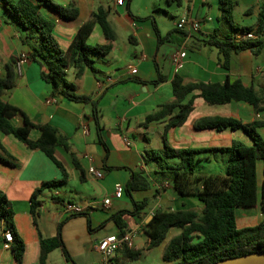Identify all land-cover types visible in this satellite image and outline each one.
<instances>
[{
	"label": "crops",
	"instance_id": "0c3cea01",
	"mask_svg": "<svg viewBox=\"0 0 264 264\" xmlns=\"http://www.w3.org/2000/svg\"><path fill=\"white\" fill-rule=\"evenodd\" d=\"M54 1L64 7L74 1L80 11L77 18L67 19L51 7L45 4L41 6L43 14L54 21L56 37L65 49L93 11L100 6L110 9L109 21L117 33V39L111 42V51L93 55L96 71L88 67L82 77L76 78L75 69L70 68L67 75L70 81L76 83L78 94L90 95L98 101L101 132L109 150L99 141L93 105L53 94L51 86L41 76L38 62L28 58L18 69L15 85L4 91L2 98L20 107L34 122L52 124L67 137L70 151L62 146L56 149V156L67 173L65 175L42 150L29 148L15 136L0 131V156L10 161L0 160V190L12 201L15 227L26 244L23 264H41V237H53L62 221L66 247L70 251L71 245L76 251L74 254L70 251L73 264H96L98 261L102 264V256L96 249L98 242L108 235L121 234L112 215L120 210L134 209V201L147 200V204L139 210L137 217L129 214L123 216L128 225L127 230L137 231L134 247L131 248L133 250L147 247L150 238L144 227L156 209L201 211L203 208L197 196L179 195L174 186L176 177L165 163L160 164L145 156L146 150L163 147L162 132L166 121H155L147 127L141 126V122L159 104L174 99V77L179 75L183 83L224 82L229 75L232 79H241L246 85L253 84L261 90L264 87V49L259 54L245 49L233 56L229 69L222 65V54L206 42L217 29L221 30L220 38L229 31L219 19V0H184L181 6L170 4L168 0H142L143 8H139L136 0H124L122 4L118 0ZM245 1L248 5L245 16L239 19L235 14V19L241 25H253L257 22L259 4L264 0ZM182 17L200 20L201 28L194 31L185 25L189 31L187 36H177L173 41L159 43L154 22L160 33L165 35L178 26ZM11 18L0 0V67L9 62L14 54L20 57L21 53L29 51V45L22 40L23 32ZM240 33L239 30L234 31L237 35ZM88 42L92 45L109 43L99 24L93 28ZM182 50L187 55L182 67L176 70L172 55ZM132 68H136L137 72L132 73ZM160 73L165 76V80L154 83L153 80ZM198 93L192 92L187 96V100L193 99L194 107L186 122L169 129L170 145L175 148H212L234 143L253 144L251 136L242 129L196 128L194 122L202 116L212 115L233 116L250 122L257 118L264 119V111L257 113L251 104L244 101L209 104ZM12 122L16 126L22 125L23 118L16 116ZM259 131L264 138V126ZM40 135V129L31 131L33 139ZM154 135L157 136V142L153 139ZM125 137L131 144L127 143ZM199 157L198 174L204 176L225 171L226 154L208 151ZM74 159L84 169L83 178ZM168 160L170 163L179 161L177 158ZM91 166L101 170L103 176L97 178L90 173ZM135 172H141L149 185L133 189L128 194L126 187ZM258 175H262L263 182V160L257 161ZM61 179L64 182L43 188L39 195L42 204L36 226L31 213L32 193L42 187L45 181ZM118 184L124 187L121 197L115 196ZM107 197L111 198L109 206L104 205ZM68 202L82 206L83 212L77 216L66 212L65 205ZM238 208V227L253 226L263 219L260 203L245 207L256 208L258 213L242 209L239 214ZM88 217L91 230L96 229L95 233L87 232L90 228ZM5 231L6 223L0 218V264H15L11 243L4 238ZM180 231V228H171L160 245L145 249L143 256L134 261L123 255L121 247L116 261L119 264H146L143 261L149 264H171L163 257L164 249L168 241ZM159 247H162L163 261H148L151 252ZM88 248L98 253V261L83 257ZM46 264H70V261L61 248H56L48 254Z\"/></svg>",
	"mask_w": 264,
	"mask_h": 264
},
{
	"label": "trees",
	"instance_id": "16d2710c",
	"mask_svg": "<svg viewBox=\"0 0 264 264\" xmlns=\"http://www.w3.org/2000/svg\"><path fill=\"white\" fill-rule=\"evenodd\" d=\"M170 4L181 6L184 0H168ZM4 8L12 17L21 31L22 40L29 45L28 58L38 62L41 67V76L48 83L53 94L70 100L91 103L98 128L99 141L106 147L102 136L100 124V110L98 101L90 95L78 94L76 83L67 77L70 68L75 69V77H82L86 68L96 71L94 66V54H107L112 49V41L117 39V33L109 21L110 9L100 6L93 11L89 18L81 25L72 39L68 48H63L55 34V23L46 17L41 11L42 4L56 10L67 19H75L79 15V8L72 1L64 7L54 0H2ZM238 0H219L221 11L220 21L229 29L220 38V29L215 30L206 42L215 46L222 54V65L229 69L231 60L235 54L250 49L254 54H259L264 49V1L259 4L257 22L253 25H241L235 19V9ZM251 10V9H250ZM140 19L142 17L136 16ZM96 24H99L109 43L92 45L88 38ZM159 43L173 41L177 36L185 37L189 34L185 26H177L165 35L159 31ZM241 34L253 32V37L238 38L234 31ZM133 40V37L130 36ZM19 57L14 54L11 60L0 67V131L7 135H13L24 142L29 148L40 149L46 153L66 175L67 171L63 163L56 156V149L62 146L70 151V145L66 136L62 135L58 128L49 123L34 122L20 107L4 100V91L15 85L19 71L17 67ZM165 80L160 73L153 80L159 83ZM174 99L158 105L157 109L149 113L141 122V126L147 127L155 121H166L162 132L163 147L160 149H148L145 156L149 160H156L160 164H166L176 177L174 186L180 196L195 195L203 203L201 211L195 209H156L151 219L144 227L150 240L145 248L152 249L160 245L169 230L173 227L180 228L179 234L173 236L165 246L163 257L171 264H212L221 260L242 256L258 251H264V179L261 190L258 189L257 161H264V138L259 129L264 126V119H255L250 122L233 116H202L194 122L196 128H231L242 129L247 132L252 140V145L234 143L231 146L212 148H175L168 141V131L173 126L183 125L194 107L193 99L187 100L192 92H199L209 104H225L232 101H244L251 104L257 113L264 111V87L261 90L252 85H246L241 79H232L227 75L224 82H193L183 83V79L176 75L172 80ZM22 116L23 124L16 126L12 119ZM40 129L41 135L33 139L31 131ZM0 147L2 144L0 142ZM214 151L226 154V167L223 173L200 175L197 173L199 155L203 152ZM177 158V163H170L168 159ZM0 160L10 163L0 156ZM78 169H84L74 159ZM64 182L61 180L45 181L42 187L36 189L31 196V213L33 221L38 226L39 208L42 201L38 199L43 188L53 184ZM200 184L202 186L199 188ZM149 185L147 178L141 172H135L133 179L128 183L126 191L131 194L133 189L145 188ZM199 188V190H198ZM261 204L263 219L256 225L238 227L237 208L253 207ZM147 204L134 201V209L120 210L112 215V219L119 229V233H125L127 222L123 218L129 214L137 217L140 209ZM79 214H74L77 216ZM0 218L6 223V230H11L14 240L11 242L15 264L24 263L26 244L19 236L15 227V211L12 201L6 193L0 190ZM59 223L57 232L53 237H41L40 263L46 264L48 254L61 248L68 260H72L66 247L62 227ZM88 225L91 229L90 218ZM133 250L124 246L123 255L130 261L141 258L144 250ZM74 262V261H73ZM115 264H119L115 261Z\"/></svg>",
	"mask_w": 264,
	"mask_h": 264
},
{
	"label": "built area",
	"instance_id": "2783aa9c",
	"mask_svg": "<svg viewBox=\"0 0 264 264\" xmlns=\"http://www.w3.org/2000/svg\"><path fill=\"white\" fill-rule=\"evenodd\" d=\"M124 0H118L117 2L122 4ZM189 26L191 30L198 31L201 28V22L198 19H189L188 17H182L178 21V26ZM253 32H246L240 35H238V38L241 37H253ZM187 52L185 50L177 51L173 53L172 60L176 67V70H178L180 67H182L184 58L186 57ZM28 60V54L23 52L21 53L17 67L20 69L22 65ZM132 73H136L137 69L132 68ZM125 140L128 144H131L130 140L125 137ZM89 172L94 174L95 177L100 178L103 176V172L99 169H97L94 166H91L89 168ZM124 193V187L121 184H118L116 186L115 190V196L121 197ZM111 204V198L107 197L104 200V205L109 206ZM66 212L70 214H79L82 213L84 208L76 203L68 202L65 205ZM137 231L135 230H126L125 233L122 234H112L108 235L104 238H102L97 246L96 249L100 252L102 256V264H115L117 252L121 247L127 246L128 248L134 247V237L136 236ZM4 238L6 242L11 243L14 240V235L11 230H6L4 232Z\"/></svg>",
	"mask_w": 264,
	"mask_h": 264
},
{
	"label": "rangeland",
	"instance_id": "374dc122",
	"mask_svg": "<svg viewBox=\"0 0 264 264\" xmlns=\"http://www.w3.org/2000/svg\"><path fill=\"white\" fill-rule=\"evenodd\" d=\"M135 3H138L137 5L139 6V8H143L144 6H143V1L142 0H136V2ZM247 3H246V1L244 0H240V2H239V5H238V7H237V9L235 10V14H236V17L237 18H242V17H244L245 16V14H244V12H245V10H246V8H247ZM154 141L155 142H157V136H155L154 135ZM261 176L262 175H258V189H259V192H260V190H261ZM239 210H238V213L240 214L241 213V211H242V209H246V210H248V211H251L252 213L254 212V213H258V209H256V208H238ZM95 231H96V229H93V230H91L90 228L87 230V232L88 233H95ZM79 246H81V245H79ZM78 246V247H79ZM70 251H71V254H74L76 251L75 250H73V246H71L70 245ZM83 249H84V247H83ZM161 249H162V247H159V248H156V249H154L152 252H151V256H150V258H149V260L148 261H152V262H162L163 260H162V256H161ZM88 250H90V251H88ZM69 251V252H70ZM159 253V254H158ZM83 257L85 258V259H87L88 260V258H90V259H93V258H95L97 261L99 260V255H98V253L95 251V250H91V249H87V251L84 253V255H83ZM70 261V264H73V261L72 260H69ZM143 263H146V264H149V263H147L146 261H143ZM96 264H99V261L96 263Z\"/></svg>",
	"mask_w": 264,
	"mask_h": 264
},
{
	"label": "water",
	"instance_id": "95a60500",
	"mask_svg": "<svg viewBox=\"0 0 264 264\" xmlns=\"http://www.w3.org/2000/svg\"><path fill=\"white\" fill-rule=\"evenodd\" d=\"M201 186L202 184H200L199 188ZM212 264H264V251H258L242 256L230 257Z\"/></svg>",
	"mask_w": 264,
	"mask_h": 264
}]
</instances>
